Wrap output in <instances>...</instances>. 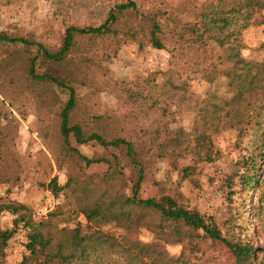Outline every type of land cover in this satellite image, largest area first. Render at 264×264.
Returning <instances> with one entry per match:
<instances>
[{
  "label": "trees",
  "instance_id": "1",
  "mask_svg": "<svg viewBox=\"0 0 264 264\" xmlns=\"http://www.w3.org/2000/svg\"><path fill=\"white\" fill-rule=\"evenodd\" d=\"M263 4L264 0H215L191 3L187 8L155 6L141 12L133 0H120L97 24L66 25L55 48L0 31V45L9 48L4 62H0V117L5 118L4 101L11 102L1 87L3 79L13 84L22 77L27 83H45L67 91L66 99L58 100L56 145L43 142L44 147L35 151L46 160L47 150L51 167L58 172L66 170L62 183L52 175L43 185L45 191L60 192L65 197L66 209L60 211L61 201L48 218L34 221L31 212L41 202L31 210L22 202L0 197V216H15L12 227L0 224V255L14 225L22 222L29 227L28 252L16 264H192L189 257L198 251L196 240L202 239L221 244L230 256L228 264H264V175L257 176L259 161L255 155L246 158L251 172L241 174L240 179L244 197L251 188L258 190L256 218L261 246L248 239L224 237L212 215L189 205L179 189L182 181L192 177L198 163L214 159L217 152L211 135L222 129L243 135L258 128L261 133L254 145L259 159L264 160V63L241 55L240 36V30L249 25L250 9L260 10ZM96 38L108 40L114 49L126 41L156 49L167 43L170 46L172 60L167 78L159 86L163 90L148 85L146 93L141 88L119 93L131 108L121 116L123 122L131 118L129 128L118 122L121 117L107 115H93L96 125L92 127L71 120L76 88L90 84L92 59L85 41ZM74 57L79 59L78 65L73 64ZM176 58L207 62L208 90L203 97L194 98L186 82L175 79L180 68ZM16 59L19 63L12 66ZM38 68L42 70L38 72ZM220 77L225 80L221 92L217 89ZM171 98L181 103L179 111L186 115L187 125L170 126L175 113L168 107ZM136 111L147 123L136 120ZM88 142L110 150L88 157L77 148ZM185 155L191 156L192 163L179 166L176 159ZM162 159L167 160L168 168L164 179L155 181L157 193L142 197V180ZM92 163H104L106 168L86 175ZM5 180L0 178V182ZM60 212L64 213L58 216ZM106 225L125 230L143 227L152 233V240L119 239L103 228ZM171 244L186 247L185 255H169L165 245Z\"/></svg>",
  "mask_w": 264,
  "mask_h": 264
},
{
  "label": "rangeland",
  "instance_id": "2",
  "mask_svg": "<svg viewBox=\"0 0 264 264\" xmlns=\"http://www.w3.org/2000/svg\"><path fill=\"white\" fill-rule=\"evenodd\" d=\"M119 1L0 0V31L9 36H22L39 41L48 48H55L61 42L66 25L97 24ZM133 1L137 9L144 12L155 6L168 9L180 5L187 8L191 3L198 5L215 0ZM249 15V25L240 30L243 44L241 55L264 63V19L257 7H252ZM85 42L89 44L87 51L89 50L88 55L92 59L88 74L90 84L76 88L75 108L70 113L72 121L92 127L96 125L91 119L93 115L119 118L128 113L131 110L129 102L120 95L125 89L134 91L141 88L142 93L147 92L148 85L153 86L154 90L164 89L159 86L167 78V69L172 60L168 43L164 48L156 49L150 45L126 41L114 49L111 42L100 38ZM30 49L34 50L35 46L32 45ZM8 50V47L0 45V62H4ZM176 59L174 61H178L180 68L175 79L184 80L194 98L203 97L208 90V72L205 70L208 67L207 62ZM15 61L12 66L19 63L18 59ZM78 62L79 59L74 57L73 64L78 65ZM41 70L37 69L38 72ZM224 81L223 77L217 80V89L220 92L224 90ZM10 82L7 78L3 79L1 86L8 93L11 102L4 101L5 118L0 117V178L6 179V182H0V197L22 202L32 210L44 198L46 191L43 185L52 175L57 176L59 183L66 177L65 169L58 172L51 167L53 165L47 150L46 160L42 154H36L35 151L44 147L43 142L50 146L54 143L58 100L64 101L67 91L45 83H27L22 77H17L13 84ZM168 104L170 111L175 112L172 116L174 122L170 126L187 125L186 115L183 110L179 111L181 103L178 105L176 99L171 98ZM134 114L139 115L136 120L147 123L140 111ZM118 122L125 128L132 126L131 118L123 122L121 117ZM260 133L258 128L243 135L229 128L213 133L211 141L217 152L214 159L198 163L192 177L182 181L179 186L189 205L212 215L224 237L232 241L248 239L254 246H261L262 243L256 218L258 190L251 188L247 197H244L240 175L251 172L246 164L249 155H255L259 161L256 169L258 178L264 175V160L259 159V150L254 145L258 143L257 137ZM71 143L74 144L72 139ZM77 148L88 157L105 154L110 150L93 142L77 145ZM176 162L179 166L191 164L192 158L185 155L178 157ZM105 168L104 163H92L86 168L85 174L100 173ZM166 168V159L153 165L150 174L140 184L139 193L142 197L157 193L155 181L164 179ZM171 178L175 179L174 172L171 173ZM66 201L62 196L60 211H65L63 209H66ZM63 213L60 212L58 216ZM11 215L14 219L15 216ZM49 216L50 214L46 218ZM8 221L9 218L4 219V222H0L1 226L6 227ZM56 226L60 227L61 223H56ZM103 228L119 239L128 238L141 242L152 240V233L143 227L125 230L118 226L106 225ZM165 248L168 254L174 257L181 252L185 255L186 252V247L179 244L165 245ZM196 249L198 251L189 257L192 264H228L230 261L229 254L219 243L207 239L196 240ZM0 264H7L3 254L0 255Z\"/></svg>",
  "mask_w": 264,
  "mask_h": 264
},
{
  "label": "built area",
  "instance_id": "3",
  "mask_svg": "<svg viewBox=\"0 0 264 264\" xmlns=\"http://www.w3.org/2000/svg\"><path fill=\"white\" fill-rule=\"evenodd\" d=\"M259 12L260 15L264 17V4L260 8ZM61 201L62 195L60 193L55 195L49 191H46L41 203L31 212V219L34 221L45 219L53 211L55 206L60 204ZM6 218H9L6 227H12L13 216L9 213H3L0 217V222H4V219ZM28 231L29 227L22 222H17L14 225V231L2 251L3 257L7 264H16L23 255L27 254L28 251L26 248V243Z\"/></svg>",
  "mask_w": 264,
  "mask_h": 264
}]
</instances>
